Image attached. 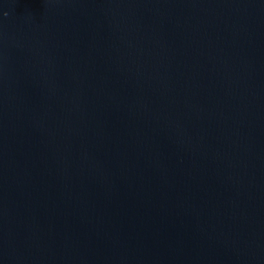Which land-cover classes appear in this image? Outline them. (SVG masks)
I'll return each mask as SVG.
<instances>
[{"label": "water", "instance_id": "obj_1", "mask_svg": "<svg viewBox=\"0 0 264 264\" xmlns=\"http://www.w3.org/2000/svg\"><path fill=\"white\" fill-rule=\"evenodd\" d=\"M0 264H264V0H0Z\"/></svg>", "mask_w": 264, "mask_h": 264}]
</instances>
